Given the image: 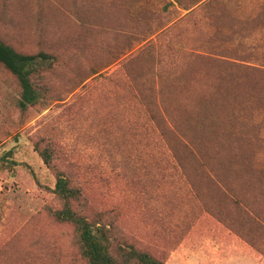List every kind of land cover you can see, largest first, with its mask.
Instances as JSON below:
<instances>
[{"label":"rangeland","instance_id":"rangeland-1","mask_svg":"<svg viewBox=\"0 0 264 264\" xmlns=\"http://www.w3.org/2000/svg\"><path fill=\"white\" fill-rule=\"evenodd\" d=\"M74 1L0 0V37L24 50L56 27L113 49L80 84L52 77L65 100L0 140V264H77L36 181L54 185L34 146L48 129L83 177L98 165L93 205L165 264H264V0H80L81 18ZM118 21L136 32L113 39Z\"/></svg>","mask_w":264,"mask_h":264},{"label":"trees","instance_id":"trees-1","mask_svg":"<svg viewBox=\"0 0 264 264\" xmlns=\"http://www.w3.org/2000/svg\"><path fill=\"white\" fill-rule=\"evenodd\" d=\"M175 1L183 6L181 0ZM204 1L195 0L191 5L184 7L190 12L197 8L203 10ZM80 2L74 1L73 7L69 9V13L75 17L85 14L87 8V4ZM78 17L81 18L80 15ZM38 20L40 26L47 21L43 15ZM58 22L51 19L53 25ZM133 24L130 22L127 25L126 22L118 21V32L109 31L108 34L113 39H121L123 30L136 32ZM61 30L67 31L65 28ZM68 38L56 27L52 33H39L40 40L36 49L24 50L19 44L10 43L0 37V140L12 136L15 129L24 124L33 109L42 113L49 109L54 101L65 100L67 92H62L66 86L61 87L57 82L53 85L52 77L60 75V80L62 76H69L68 86L71 82L80 84L97 75L101 60L110 57L107 55L113 52L111 47L96 48L92 45L89 48H81L79 43L67 41ZM51 43L55 47L50 48ZM253 83L263 89L264 73H260ZM34 146L54 175V185L42 184L37 177L36 181L55 197L57 206L49 207L48 214L54 225L68 229L64 231L70 235L74 262L165 264L164 257L152 253L122 232L118 224L119 209L111 207L99 210L93 205L89 190L94 186L103 185L106 181L103 174H98L97 164L82 166L83 177L80 167L64 156L55 129L46 130ZM9 153L12 155V152ZM178 162L181 167H186L183 160ZM12 164L17 165L14 161ZM183 173L185 178L182 181L185 185L184 181L190 177L191 171L186 168Z\"/></svg>","mask_w":264,"mask_h":264}]
</instances>
